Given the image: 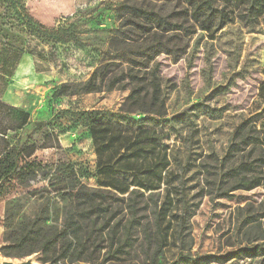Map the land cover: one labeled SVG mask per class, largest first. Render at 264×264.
I'll list each match as a JSON object with an SVG mask.
<instances>
[{"label": "rangeland", "instance_id": "rangeland-1", "mask_svg": "<svg viewBox=\"0 0 264 264\" xmlns=\"http://www.w3.org/2000/svg\"><path fill=\"white\" fill-rule=\"evenodd\" d=\"M67 27L77 32L80 41L46 44L29 37L30 29L47 34ZM8 43L23 50L12 69L9 55L3 52ZM107 62L159 71L167 114L157 125H144L156 131L174 159L171 169L177 179L172 185L182 188L189 215L179 231L180 239L172 233L178 219L166 218L163 225L171 230L155 264H170L179 253L192 258L223 256L264 246V146L237 150L220 173L242 162L250 164L251 170L221 179L214 176L215 160L221 161L227 154L235 127L264 111V16L254 32L234 23L211 37L191 20L183 0H0V103L27 115L23 138L34 123H43L44 128L32 135L33 157L52 165V175L55 164L69 165L79 186L89 190L99 188L103 181L97 172L103 161L95 154L80 113L115 114L127 91L68 93L72 85L85 81L97 66ZM192 106L195 108L189 109ZM184 109H189L184 122H166ZM9 119L8 110L0 109V127ZM255 129L260 130L258 126ZM126 177L120 178L122 185L130 181ZM237 177H257L259 185L232 191ZM69 191L64 176L51 174L27 187L8 185L0 198V250L10 246L9 238L39 212L43 216L41 235L60 229ZM68 241L62 240L54 255L34 253L29 257L42 264L40 260L53 259ZM105 251L86 255L80 264H101ZM0 258L21 261L1 254ZM69 258L65 264H70ZM144 261L136 243L129 257L104 264ZM211 264H264V256Z\"/></svg>", "mask_w": 264, "mask_h": 264}, {"label": "trees", "instance_id": "trees-1", "mask_svg": "<svg viewBox=\"0 0 264 264\" xmlns=\"http://www.w3.org/2000/svg\"><path fill=\"white\" fill-rule=\"evenodd\" d=\"M183 2L190 9L191 20L211 37L225 26L234 23L254 32L259 19L264 16V0ZM29 37L46 44L80 41L77 32L71 27L58 28L47 34L40 29H30ZM4 51L9 55V67L12 69L23 50L8 43L3 45ZM262 85L264 87V83ZM113 90L127 91L117 113H80V119L88 125L95 154L99 162L103 161V164L99 163L97 166L98 175L103 181L99 188L91 190L79 186L69 165L55 164L52 175L49 169L52 165L49 166L33 157L35 145L32 135L40 132L45 125L34 123L31 132L23 138L21 131L27 122V115L0 103V109L8 110L10 117L7 125L0 127V198L10 184L27 187L36 182L37 178L44 179L49 174L64 176L70 190L67 195L68 209L60 229L41 235L39 223L43 216L42 212H39L30 221L23 223L9 238L11 245L0 250L2 257L22 260L34 253L44 257L54 255L62 240L69 239L57 256L50 260L42 259L40 263L65 264L64 261L71 257L70 264H80L85 261L86 255L101 250H106L101 264L110 260L120 261L130 256L137 243L144 256V264H155L156 257L166 247L171 230L169 225H163L167 217L178 219L172 233L177 234L180 239L179 231L185 227L189 204L182 188L172 185L177 179L171 169V160L174 159H171L167 147L160 143L156 131L149 130L144 125L148 122L157 125L167 114L158 68L139 71L123 67L119 63L107 62L97 66L85 81L72 85L68 94ZM191 108L195 107H189ZM189 109L170 116L166 122L171 125L184 122ZM263 115L264 111L235 127L227 154L221 161L215 160L218 164V167H214L216 178L230 177L232 174L237 176L242 170H251L250 164L242 162L237 167L220 173L225 162L230 160L237 150L251 145L264 146V120L259 121ZM257 126L259 131L255 129ZM263 159L261 156V161ZM202 167L207 175L212 174L207 166ZM126 176L130 177V181L122 185L120 178L126 180ZM237 178L238 182L231 187L232 191H248L259 185L257 177ZM161 196L163 200L159 201ZM148 217H151V222L147 220ZM263 256L264 246H256L223 256L204 255L192 258L188 254L179 253L170 264L223 263L233 258Z\"/></svg>", "mask_w": 264, "mask_h": 264}, {"label": "water", "instance_id": "water-1", "mask_svg": "<svg viewBox=\"0 0 264 264\" xmlns=\"http://www.w3.org/2000/svg\"><path fill=\"white\" fill-rule=\"evenodd\" d=\"M33 260H34L33 257H28V258L21 260V261H18V262L0 259V264H38V263H35Z\"/></svg>", "mask_w": 264, "mask_h": 264}, {"label": "bare ground", "instance_id": "bare-ground-1", "mask_svg": "<svg viewBox=\"0 0 264 264\" xmlns=\"http://www.w3.org/2000/svg\"><path fill=\"white\" fill-rule=\"evenodd\" d=\"M1 259V258H0Z\"/></svg>", "mask_w": 264, "mask_h": 264}]
</instances>
